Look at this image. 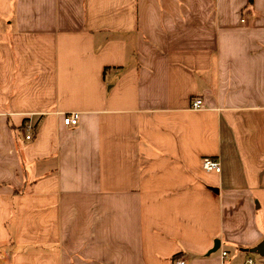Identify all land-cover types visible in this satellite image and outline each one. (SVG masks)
Returning a JSON list of instances; mask_svg holds the SVG:
<instances>
[{"label":"crops","instance_id":"obj_1","mask_svg":"<svg viewBox=\"0 0 264 264\" xmlns=\"http://www.w3.org/2000/svg\"><path fill=\"white\" fill-rule=\"evenodd\" d=\"M263 240L264 0H0V264H264Z\"/></svg>","mask_w":264,"mask_h":264},{"label":"built area","instance_id":"obj_2","mask_svg":"<svg viewBox=\"0 0 264 264\" xmlns=\"http://www.w3.org/2000/svg\"><path fill=\"white\" fill-rule=\"evenodd\" d=\"M203 105V101L202 100H196L193 102L192 107L194 109H199L201 108ZM79 122V114L78 113H71V114H66L63 117V124L67 127H72V126H76ZM25 131L27 132L26 135V140L30 141L33 139V127L28 124L25 126ZM203 169L206 172H216V173H220L221 172V164L219 162V160L213 159V158H204L203 159ZM223 258H225L227 256V252H223L222 253ZM248 264H256L252 259H249L247 261ZM175 264H186V262L184 260H178Z\"/></svg>","mask_w":264,"mask_h":264},{"label":"water","instance_id":"obj_3","mask_svg":"<svg viewBox=\"0 0 264 264\" xmlns=\"http://www.w3.org/2000/svg\"><path fill=\"white\" fill-rule=\"evenodd\" d=\"M217 249H218V247L214 248V250H212V252H216ZM242 251H244L246 253L258 255L261 258H264V240L260 244H258L256 247L251 248V249H244Z\"/></svg>","mask_w":264,"mask_h":264},{"label":"rangeland","instance_id":"obj_4","mask_svg":"<svg viewBox=\"0 0 264 264\" xmlns=\"http://www.w3.org/2000/svg\"><path fill=\"white\" fill-rule=\"evenodd\" d=\"M252 256H254L255 258H257V256H256V255H252Z\"/></svg>","mask_w":264,"mask_h":264},{"label":"trees","instance_id":"obj_5","mask_svg":"<svg viewBox=\"0 0 264 264\" xmlns=\"http://www.w3.org/2000/svg\"><path fill=\"white\" fill-rule=\"evenodd\" d=\"M252 2V0H250Z\"/></svg>","mask_w":264,"mask_h":264}]
</instances>
